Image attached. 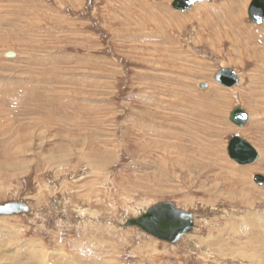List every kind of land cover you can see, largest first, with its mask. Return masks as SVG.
<instances>
[{
    "label": "rangeland",
    "instance_id": "rangeland-1",
    "mask_svg": "<svg viewBox=\"0 0 264 264\" xmlns=\"http://www.w3.org/2000/svg\"><path fill=\"white\" fill-rule=\"evenodd\" d=\"M173 1L0 0V205L28 207L0 216V264L31 243L48 264H264V22ZM235 136L258 161L230 159ZM166 202L194 216L180 242L124 226Z\"/></svg>",
    "mask_w": 264,
    "mask_h": 264
},
{
    "label": "water",
    "instance_id": "water-1",
    "mask_svg": "<svg viewBox=\"0 0 264 264\" xmlns=\"http://www.w3.org/2000/svg\"><path fill=\"white\" fill-rule=\"evenodd\" d=\"M210 0H175L173 8L179 11L190 9L197 2ZM249 19L256 24L264 22V0H253L248 10ZM14 55V54H11ZM215 81L225 86L238 83L233 69H222L216 76ZM201 88L206 85H201ZM230 121L238 127H242L248 121V115L243 108H235L230 115ZM228 155L230 159L239 165L252 164L258 159V153L251 144L240 136L233 137L228 143ZM260 176V178H259ZM264 180L262 175H256L255 180ZM26 204L11 202L0 205L1 215H12L27 211ZM126 227H138L144 233L162 241L178 243L182 238L194 229V216L174 207L170 202L160 203L137 218H129Z\"/></svg>",
    "mask_w": 264,
    "mask_h": 264
},
{
    "label": "bare ground",
    "instance_id": "bare-ground-1",
    "mask_svg": "<svg viewBox=\"0 0 264 264\" xmlns=\"http://www.w3.org/2000/svg\"><path fill=\"white\" fill-rule=\"evenodd\" d=\"M174 2V1H173ZM172 2V3H173ZM203 2H205V1H203ZM198 3H200V2H197L196 4H198ZM196 4H194V6L196 5ZM249 4V3H248ZM247 4V5H248ZM194 6H192V7H194ZM173 7V6H172ZM191 7V8H192ZM190 8V9H191ZM175 9V8H174ZM176 10V9H175ZM189 10V9H188ZM177 11H179V10H177ZM187 11V10H186ZM186 11H180V12H186ZM12 53H9L8 54V57H12L13 55H11ZM223 69H231V68H223ZM234 70V69H233ZM235 71V70H234ZM219 72V71H218ZM217 72V73H218ZM235 74H236V77H237V79H238V83L237 84H235V85H232V86H230V87H228V86H225V85H223L222 83H218V84H220V85H223V86H225V87H227V88H232V87H235V86H238V85H240L241 84V80H240V75H239V73H237L236 71H235ZM202 85H206V84H202ZM207 86V85H206ZM17 94V93H16ZM258 100H260V99H258ZM32 108V107H31ZM238 108V107H237ZM235 110V109H234ZM33 112V111H32ZM233 112V111H232ZM247 115H248V120H250L251 118H250V112H248L247 111ZM36 119V118H35ZM42 119V118H41ZM44 119V118H43ZM46 120V119H45ZM42 121H44V120H42ZM248 122V121H247ZM246 122V123H247ZM51 123V122H50ZM245 123V124H246ZM34 124H36V123H34ZM41 124V123H40ZM39 124V125H40ZM44 125H45V123H44ZM46 125H48V123L46 124ZM36 126V125H35ZM41 129H42V127H41ZM20 139V138H19ZM24 141V140H23ZM252 146V145H251ZM263 148V147H262ZM149 149V148H148ZM23 149H21V148H19V150H16L15 149V152H16V154H18L19 155V157H20V154H23ZM147 151V150H146ZM148 153V152H147ZM6 154V153H5ZM11 154H13V152L11 153ZM15 154V153H14ZM14 156V155H13ZM258 156L260 157V155H259V153H258ZM97 157V156H96ZM259 157H258V159H259ZM258 159L256 160V161H258ZM85 160V159H84ZM255 161V162H256ZM255 162H253V163H255ZM252 163V164H253ZM242 175H244V173L242 172ZM241 175V176H242ZM259 175V174H258ZM246 179H247V177L246 176H244ZM264 177V176H263ZM259 178H260V176H259ZM254 180H255V177H254ZM261 180V179H260ZM256 181V183L257 184H259V185H264V180H261V181H259L258 182V180H255ZM1 216H9V215H1ZM15 242H17V241H15ZM18 243V242H17ZM16 243V244H17ZM15 245V244H14ZM25 245V244H24ZM35 246V245H34ZM18 247V246H17ZM26 248H25V254H31L32 253V258H29V260H27V262H26V260H25V264H32V263H34L33 261H35L36 259H39V262H42V261H46L45 263L46 264H48V260L46 259L47 258V254H42V253H40L41 254V256L40 257H37V256H39V255H37V253L35 252V250H36V248H34L33 247V245H32V243L31 244H28L27 246H25ZM37 247V246H36ZM43 247V246H42ZM45 248V247H44ZM12 249H16V246H15V248H12V246L11 245H9V243H8V247H7V251L6 252H4L3 251V248L2 247H0V258H1V260H3V258L4 257H6V255H8L9 253H11V251H12ZM18 249V248H17ZM20 250V249H19ZM18 250V251H19ZM18 251H16V252H18ZM58 251V250H57ZM37 252H39V251H37ZM58 253V252H57ZM13 254V253H12ZM52 255H54V254H52ZM8 257V256H7ZM20 257V256H19ZM18 257V258H19ZM27 257V256H26ZM30 257V256H29ZM55 257V256H54ZM12 258V260H13V264H17V262H18V258H17V260L12 256L11 257ZM28 258V257H27ZM54 259H56V258H54ZM62 259V258H61ZM55 260H53V262H51V264H56V262H54ZM16 262V263H15ZM44 263V264H45ZM18 264H19V262H18ZM62 264H75V262H73L72 260L70 261V259L69 258H63V263Z\"/></svg>",
    "mask_w": 264,
    "mask_h": 264
},
{
    "label": "crops",
    "instance_id": "crops-1",
    "mask_svg": "<svg viewBox=\"0 0 264 264\" xmlns=\"http://www.w3.org/2000/svg\"><path fill=\"white\" fill-rule=\"evenodd\" d=\"M175 10V9H174ZM177 11V10H176ZM178 12H180V11H178ZM203 15H204V13H203ZM207 85V84H206ZM208 86V85H207ZM239 107V106H238ZM237 108V107H236Z\"/></svg>",
    "mask_w": 264,
    "mask_h": 264
}]
</instances>
